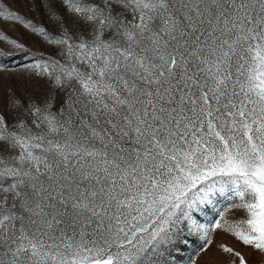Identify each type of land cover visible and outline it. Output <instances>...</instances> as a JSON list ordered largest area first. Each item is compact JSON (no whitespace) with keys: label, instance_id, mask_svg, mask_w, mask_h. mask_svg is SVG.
<instances>
[{"label":"snow or ice","instance_id":"snow-or-ice-1","mask_svg":"<svg viewBox=\"0 0 264 264\" xmlns=\"http://www.w3.org/2000/svg\"><path fill=\"white\" fill-rule=\"evenodd\" d=\"M48 11L51 30L0 0L49 47L0 113V264H178L218 231L240 246L222 264H264V0Z\"/></svg>","mask_w":264,"mask_h":264},{"label":"rangeland","instance_id":"rangeland-1","mask_svg":"<svg viewBox=\"0 0 264 264\" xmlns=\"http://www.w3.org/2000/svg\"><path fill=\"white\" fill-rule=\"evenodd\" d=\"M3 3L11 11H15L26 21L35 25H42L51 30L48 0H3ZM0 34L25 45L29 54H24L9 44L7 40H0V52L9 53L6 57H0V113H5V108L11 109L10 98H24L34 91L36 81L29 79V72L24 67L39 59L41 53L47 55L49 47L38 34L26 28L23 23L15 20H5L0 17ZM7 114V113H5ZM228 202L221 200L215 209L209 212L203 219L211 221L218 218L215 213L226 206ZM231 216V213L229 214ZM191 243L182 246L179 252H174L178 264H222L224 255L221 253L219 243H227L229 246L239 248V244L230 236L221 232L213 234L214 243L207 251H200L203 241L198 237H191Z\"/></svg>","mask_w":264,"mask_h":264}]
</instances>
